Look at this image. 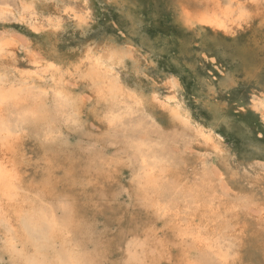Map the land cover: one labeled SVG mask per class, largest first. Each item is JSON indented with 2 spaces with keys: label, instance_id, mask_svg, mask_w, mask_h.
I'll return each mask as SVG.
<instances>
[{
  "label": "bare ground",
  "instance_id": "6f19581e",
  "mask_svg": "<svg viewBox=\"0 0 264 264\" xmlns=\"http://www.w3.org/2000/svg\"><path fill=\"white\" fill-rule=\"evenodd\" d=\"M166 1L174 30L186 35L200 27L234 40L236 68L221 77L230 85H254L251 92L258 98L251 101L252 110L264 109V0ZM65 16L78 25L80 8L65 0H20L19 17L43 35V44L20 53L23 46L0 38L2 261L264 264V163L232 155L212 131L184 128L191 147L184 156L165 148L163 136L136 145L139 169L124 186L125 162L58 152L60 125L76 132L91 114L100 124L113 125L139 110L106 65L124 52L102 42L66 46L60 37ZM51 91L61 98V116L49 113ZM152 97L153 105L165 103L164 130H179L181 119L167 106L171 97ZM260 121L264 126V114ZM32 130L35 139L29 138ZM115 191L131 209L113 203ZM97 217L99 232L89 221ZM108 224L115 225L112 233Z\"/></svg>",
  "mask_w": 264,
  "mask_h": 264
},
{
  "label": "rangeland",
  "instance_id": "374dc122",
  "mask_svg": "<svg viewBox=\"0 0 264 264\" xmlns=\"http://www.w3.org/2000/svg\"><path fill=\"white\" fill-rule=\"evenodd\" d=\"M19 1L0 0V38L19 43L23 46L22 53L30 44L42 45L43 35L21 20ZM65 1H71L80 8V23L77 25L72 18H63L60 25L62 42L78 49L87 43L98 45L101 42L115 44L121 49L125 56L106 65L113 71L123 91L133 100L135 98V103L138 101L139 110L134 115L116 120L113 125L100 124L92 114L85 118V123L76 132H70L66 126L60 125V129L63 127V141L57 143L58 152H68L67 156L71 157L81 156L82 160L102 156L108 163L125 162L126 169L122 170L120 177V186H124L129 184L131 173L139 169L135 158L136 145L153 142L163 136L167 138L165 148L184 156L191 153V147L187 145V133L183 129L202 128L220 137L232 155L264 163L262 113L251 107V101L258 98L256 93L251 92L255 89L254 85L246 88L241 82H236L225 89L224 94L236 90V99L232 100L233 108L229 113L227 101L219 99L220 94L211 83L220 80L222 71L233 72L236 68L232 58L237 45L234 40L213 35L208 29L200 27L186 35L174 30L170 25L173 12L166 0ZM37 11L39 14L43 12L39 6ZM60 15L64 16L62 10ZM12 74L4 76L12 77ZM51 93L54 97L50 101L49 113L52 117L56 114L61 116L64 114L61 98L58 92ZM153 95L161 99L171 97L167 106L181 119L179 130H164L168 119L161 105L165 103L161 100L160 105L157 101L153 105ZM245 95H248L249 106L245 108L241 105V111L237 112V101H242ZM36 134L32 130L29 138L35 139ZM209 165L216 169L212 160ZM115 192L113 203L131 209L130 201L118 195V191ZM89 221L95 231L101 230L100 218H89ZM108 225L109 233H112L115 225ZM90 246L88 248L91 250ZM116 257L112 256L114 262ZM2 258L0 251V264H5Z\"/></svg>",
  "mask_w": 264,
  "mask_h": 264
},
{
  "label": "snow or ice",
  "instance_id": "6c2138e0",
  "mask_svg": "<svg viewBox=\"0 0 264 264\" xmlns=\"http://www.w3.org/2000/svg\"><path fill=\"white\" fill-rule=\"evenodd\" d=\"M87 21H85L86 23ZM212 85L215 88V91L220 94L219 99L220 100H226L228 104V112L231 113L233 105L232 100L236 99V90H233L229 92L228 94L225 93V89L228 87H231V85L228 84V78L221 77L219 81L213 80L211 81ZM262 84H264V80L261 81ZM231 97V98H229ZM241 105H244L245 108H247L248 105V95L244 96V99L242 101H237V104L235 106V110L237 112L241 111ZM258 111H261L262 114H264V109H257ZM62 206V205H61Z\"/></svg>",
  "mask_w": 264,
  "mask_h": 264
}]
</instances>
